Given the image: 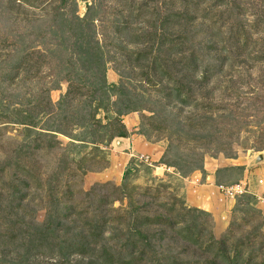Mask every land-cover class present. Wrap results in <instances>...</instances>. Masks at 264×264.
<instances>
[{
	"label": "rangeland",
	"instance_id": "374dc122",
	"mask_svg": "<svg viewBox=\"0 0 264 264\" xmlns=\"http://www.w3.org/2000/svg\"><path fill=\"white\" fill-rule=\"evenodd\" d=\"M31 5L33 8L25 5L24 8H19L15 4L7 3L6 0H0V39L13 42L19 35L32 32L28 41L35 47L37 43H41L40 48L48 51L50 64L44 71L51 75L49 79L32 84V87L6 89L7 98L0 101V264H109L108 260L100 256L92 259L71 255L63 260L61 252L57 249L52 252L50 248L37 247L39 232L48 229L50 214L58 215L60 223L64 224L56 232L58 236L55 238L59 244L67 239L75 241L84 230V224L89 217L97 212L94 210L96 199L113 193L111 188L98 189L96 187L98 185L110 184L121 187L125 182L127 188L129 190L134 188L136 194L162 183L166 186L163 198L177 197L186 207L194 208L186 202L182 194L183 183L180 177L187 178L200 171L186 174L191 164H186L184 161L195 160V156H190L193 149L179 137L206 135L214 131V126H221L238 133L239 137L233 139L236 156L227 158L215 150L194 149V152L202 154L203 157V169L200 173L203 174L205 169L212 170L218 165L220 167L216 171L218 185H232L245 180L248 193L235 201H230L218 190L215 191L211 197L214 198L217 207L223 206L224 211H227L226 205L232 204L229 214L219 222L216 215L196 208L208 214V217H201L200 222L206 224L208 228L212 227L214 236L219 239L228 231L232 221L243 225L244 220L250 218L252 208L261 211L264 217V204L259 203L257 197L249 191L251 185L254 187L259 182V178L255 174H251L250 179L244 178L247 166L243 167L254 157L257 160L256 163L251 164L250 170L264 165V159H260L263 157L264 149L256 150L259 146V137L255 135L253 122L256 120L243 119L247 113L253 115L256 108L247 110L246 106L249 105L245 101L238 108L235 105L238 106L242 99L238 100L234 96H227L217 91L213 101L217 105L226 106L227 110L221 107L224 110L210 114L197 112L194 108L182 109L176 102L162 98L151 86L142 83L124 62L125 58L109 46L110 43L126 45L130 51L139 48L135 45H127V33L119 32L125 22L131 28L129 33L133 35L146 34L153 31L152 27L160 29L161 25H164L174 32V36L168 38L178 37L179 40H184L186 45H191L207 63L219 65L218 59L229 56L227 52L221 50L223 44L229 40V34L240 26L248 32L249 38L255 43L253 45L255 54L264 48V0H46L34 1ZM130 10L133 11L132 17L128 16ZM25 11L27 16L23 13ZM30 11H34L33 15ZM170 14H177L178 19L172 16L167 19ZM54 31L56 35H52ZM38 34L44 35V38L35 37ZM87 37H94L98 43L107 87H125L134 103L145 107L146 110L142 112L124 114L121 116V121L126 128L124 122L129 124V121L133 120V123H136L133 133L158 145L162 155L157 161L152 162L148 157L149 162L145 164L138 157L132 156L123 171L120 167H116L108 173L106 169L111 145L119 138L113 139L106 146L101 145V151L98 152L94 150L93 145L78 141L81 140V136L74 128L70 130L72 135L70 138L59 133L55 134L56 139L61 143L55 149H43L37 152L34 146L38 143L37 135L41 132L40 128H45L53 121L42 117L35 127L15 123L16 119H20L15 103L18 101L17 97L25 95V92L35 95L42 86L52 88L49 93L51 101L54 104L60 101L67 91V83L63 80L59 82V78L54 75L72 55V49L76 47L73 42ZM240 40L244 42L245 38L242 37ZM2 51L15 54L11 50ZM237 59L238 62L232 66L231 62H227L209 87H262L258 86L257 79L262 72L264 73V64L246 61L244 54ZM96 70L95 73L99 74L100 70ZM230 78L232 83L228 82ZM31 95L25 97L30 100ZM114 101H116V90H110V102ZM114 109L111 103L107 104L105 110L107 117L113 116ZM69 111L75 114L71 116L76 119L89 112L80 106H73ZM142 115L153 117L155 123L160 125V129L152 128L151 121L143 118ZM103 116L104 112H99L98 118ZM200 116H206L207 120H211L208 121L209 126L205 131H194L185 127L190 119H194L196 123L203 121ZM246 119L248 122L244 126L242 123ZM164 155L166 158L162 161ZM16 161L26 163L27 167L31 168L33 177L27 199L19 209L16 206L12 208L17 205L15 202L9 204L12 198L13 200L16 198L8 187L16 172L14 170ZM168 161L174 164L176 169L163 164ZM129 168L131 170L124 181L123 175ZM178 170H181L184 176ZM65 184L72 185L77 197L74 204H80L75 214L68 212L70 202L62 196ZM89 191H95L97 195L91 207L88 204L89 198L84 196V193ZM247 197L250 199L249 204L246 203ZM237 200H240L238 204ZM119 205L118 202H114L112 208L117 209ZM107 209L109 211L110 206ZM218 210L221 211L220 208ZM258 221L256 223H259ZM243 229L249 230L248 226ZM117 237L119 236L114 234L113 227L108 228L101 240H98L97 251L100 252L103 247L115 252L114 250L120 245ZM171 249L178 257L180 250L178 246H171Z\"/></svg>",
	"mask_w": 264,
	"mask_h": 264
},
{
	"label": "trees",
	"instance_id": "16d2710c",
	"mask_svg": "<svg viewBox=\"0 0 264 264\" xmlns=\"http://www.w3.org/2000/svg\"><path fill=\"white\" fill-rule=\"evenodd\" d=\"M6 1L19 8H24L23 5L33 8L31 4H34V1L46 0ZM130 11L128 16L132 17L133 11ZM30 12L33 15L34 11ZM23 13L27 16L26 11ZM171 16L178 19L177 14H170L166 18ZM152 29L153 31L146 34L133 35L129 33L131 28L125 22L119 32L127 33V45H135L139 48L130 51L126 45L110 43L109 46L125 58L124 62L142 83L151 86L162 98L176 102L182 109L194 108L197 112L210 114L227 110L226 106L217 105L213 101L217 91L227 96H234L238 100L242 99L238 106L235 105L238 108L244 103L243 101L249 105L246 106L247 110L255 107L254 114L247 113L243 119L256 120L253 121L255 135L259 137V146L256 150L262 151L264 149V73L262 72L257 79L258 86L262 87L209 86L227 62H231V66L234 65L242 54L245 55L244 60L263 65L264 48L255 54L253 47L255 43L249 38L248 32L240 26L229 34V40L222 46L221 50L227 52L229 56L218 59L219 65H213L207 63L191 45L187 46L184 40H179L178 37L168 38L174 36V32L169 27L161 25L160 29L156 27ZM47 32L49 33V29ZM31 35L32 32H25L13 42L0 39V101L7 98L6 89L32 87V84L51 77L44 71L50 64L48 51L40 48L41 43H37L36 47L32 46V42L28 41ZM52 35H56L55 31ZM43 36L38 34L35 37ZM242 37L245 38L244 42L240 40ZM73 44H76V47H73L72 55L54 75L59 78V82L63 80L67 83V91L57 104H54L49 96L53 89L44 86L35 95L25 92V95L17 97L15 106L20 119H16L15 123L35 127L42 117L53 121L45 128H40L41 132L37 135L38 143L34 146L37 152L43 149H55L61 144L55 134L59 133L70 138L72 136L70 130L74 128L81 136V140L78 141L89 143L93 145L94 150L100 152L101 145L106 146L115 138L128 136L121 116L146 110L145 107L134 103L125 87H107L101 51L94 37H87L84 40L81 38L75 40ZM2 50H11L15 54ZM95 70H100L99 74H96ZM228 82L232 83V78ZM110 90H116L114 102H110ZM26 95H31V99H27ZM110 103L115 109L112 111L113 116L107 117L105 110ZM73 106H80L89 112L82 114L79 119L72 118L75 114L69 110ZM101 111L104 112V116L98 118ZM142 117L151 121L152 128L160 129V125L155 123L153 117L143 115ZM199 118L204 120L196 123L194 119H190V124L185 127L194 131H205L211 120H207L206 116ZM247 122L246 119L242 124L246 126ZM213 130L206 135L179 137L193 149L190 156H195V160L184 161L186 164H191L186 174L194 171L202 172L203 169L202 154L194 152V149L215 150L227 158H235L233 139L239 137L238 133L221 126H214ZM165 158L164 155L162 161ZM14 164L16 172L8 187L16 198L14 200L12 198L9 204L15 202L17 205L12 208L16 206L19 209L27 199L33 177L31 168L27 167L26 163L16 161ZM163 164L175 168V165L170 164L169 161ZM130 170L129 168L124 173V181ZM178 172L181 174V170ZM96 187L101 190L111 188L113 193L96 199L94 210L97 212L89 217L84 224V230L76 240L67 239L58 244L55 238L58 236L56 232L64 224L60 223L58 215L50 214L48 229L39 232L37 247L50 248L52 252L57 249L61 252L63 260L71 255L92 259L100 256L108 260L109 264H264V217L257 209L250 210V218L244 220L243 225L232 221L228 231L217 239L212 227L208 228L206 224L200 222L201 217H208V214L196 208L186 207L177 197L163 198L166 186L162 183L136 194L134 188L129 190L125 182L121 187L110 184ZM50 192L51 188L49 194ZM62 196L70 202L68 212L77 213L80 204H74L77 197L72 185H64ZM84 196L89 198V206H93V200L97 197L95 191L86 192ZM238 201L240 200H237V204ZM246 201L247 204L250 203L248 197ZM114 202L120 204L117 209L112 208ZM106 205L110 206L109 211ZM257 221L259 223H256ZM246 226L249 230L243 229ZM110 227H113L114 234L119 236L117 240L120 245L114 250L115 252L103 247H100L101 250L98 252V240H101ZM171 246H178L180 249L178 257L171 251Z\"/></svg>",
	"mask_w": 264,
	"mask_h": 264
},
{
	"label": "crops",
	"instance_id": "0c3cea01",
	"mask_svg": "<svg viewBox=\"0 0 264 264\" xmlns=\"http://www.w3.org/2000/svg\"><path fill=\"white\" fill-rule=\"evenodd\" d=\"M124 124L128 136L126 138H119L111 145L112 149H110L111 153L108 157V167L106 169L108 173L116 167H120L121 171H123L128 166L132 156H147L153 162L157 161L162 155L157 144H152L146 141L141 135L133 133V131L135 132V129L133 130V128L136 126V123H133V120L129 121V124H126L125 122ZM262 156L263 157H260V159H264V154ZM256 160L257 158L254 157L248 161V165H243V167L247 166L245 167L244 178L250 179L249 176L251 174L258 176L259 181H262V184L257 182L254 187L250 184L251 187L249 191L256 197L261 198L264 197V165L254 170L249 169L253 162L256 163ZM227 166L234 167L236 165ZM219 168L218 165H215L212 170L205 169L203 174L196 172L190 177H180V179L183 183L182 194L184 195L186 202L194 208H199L212 213L214 216L216 215L218 221L221 222V218H224V216L227 217L226 215L229 214V209H231L232 204H227L226 206L228 209L227 211H224L225 208L223 206L217 207L214 198L211 197V194H215V191H217L218 183L216 181V171ZM197 180L199 181L198 183H196ZM218 208H220L221 211H219Z\"/></svg>",
	"mask_w": 264,
	"mask_h": 264
},
{
	"label": "built area",
	"instance_id": "2783aa9c",
	"mask_svg": "<svg viewBox=\"0 0 264 264\" xmlns=\"http://www.w3.org/2000/svg\"><path fill=\"white\" fill-rule=\"evenodd\" d=\"M139 160L142 163H147L149 162L148 157H138ZM150 165V164H149ZM199 181L197 180L196 183ZM259 184H262V181H259ZM217 190L227 199L230 201H235L236 199L242 197L243 195L248 193V187L245 182H238L232 185H218ZM257 200L264 204V197L258 198Z\"/></svg>",
	"mask_w": 264,
	"mask_h": 264
}]
</instances>
